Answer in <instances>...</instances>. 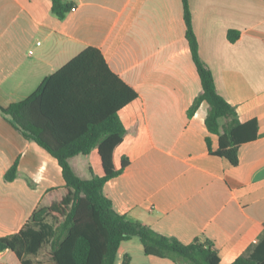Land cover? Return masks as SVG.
I'll return each mask as SVG.
<instances>
[{"label":"crops","instance_id":"1","mask_svg":"<svg viewBox=\"0 0 264 264\" xmlns=\"http://www.w3.org/2000/svg\"><path fill=\"white\" fill-rule=\"evenodd\" d=\"M61 1L71 7L59 19L52 0H0V106L27 98L86 47L98 48L137 93L118 112L125 134L114 159L117 167L123 157L129 163L104 185L114 209L183 243L209 240L221 264L264 257V0H188L198 54L217 92L240 122L257 121V137L238 147L236 165L209 152L206 138L214 151L218 136L205 125L208 104L187 114L201 83L182 0ZM228 30L238 31L235 41ZM15 162L16 176L6 180ZM69 163L83 179L104 174L97 147ZM64 184L56 158L0 112V236L17 233ZM126 254L129 264H176L146 255L137 237L121 242L115 263ZM0 264L21 260L6 249Z\"/></svg>","mask_w":264,"mask_h":264},{"label":"trees","instance_id":"2","mask_svg":"<svg viewBox=\"0 0 264 264\" xmlns=\"http://www.w3.org/2000/svg\"><path fill=\"white\" fill-rule=\"evenodd\" d=\"M182 5L185 35L201 83V92L189 107L188 117L205 101V125L218 136L214 151L206 138L209 152L236 165L238 147L257 137V121L240 122L234 107L217 92L212 73L198 54L188 0H182ZM70 7L61 0H52L51 11L62 19ZM237 37L238 31H227L229 41ZM136 96L111 71L101 51L89 46L47 75L27 98L0 106V112L16 129L56 158L65 181L63 186L49 191L48 202L41 203L17 233L0 236V252L11 250L21 264H32L24 255L38 254L48 241L47 257L52 264H116L121 242L137 237L146 255L169 258L176 264H221L209 240L196 238L183 243L160 234L118 213L104 194L105 183L129 163L123 157L117 167L114 159L125 134L118 112ZM94 147L98 148L104 174L83 179L73 171L69 158L87 154ZM16 169L15 162L5 179L12 180ZM129 263L130 256L126 254L122 264ZM230 264H264V257H237Z\"/></svg>","mask_w":264,"mask_h":264},{"label":"rangeland","instance_id":"3","mask_svg":"<svg viewBox=\"0 0 264 264\" xmlns=\"http://www.w3.org/2000/svg\"><path fill=\"white\" fill-rule=\"evenodd\" d=\"M48 222L52 223V219L50 217L47 218ZM49 251V242H45L42 245L39 253L36 254L37 259H35V264H51L47 257V253Z\"/></svg>","mask_w":264,"mask_h":264},{"label":"built area","instance_id":"4","mask_svg":"<svg viewBox=\"0 0 264 264\" xmlns=\"http://www.w3.org/2000/svg\"><path fill=\"white\" fill-rule=\"evenodd\" d=\"M71 10H74V8H71ZM37 44H39L40 42H36ZM30 53L32 52V50L29 51Z\"/></svg>","mask_w":264,"mask_h":264}]
</instances>
